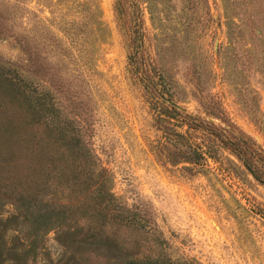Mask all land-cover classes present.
Returning <instances> with one entry per match:
<instances>
[{"label":"rangeland","instance_id":"rangeland-1","mask_svg":"<svg viewBox=\"0 0 264 264\" xmlns=\"http://www.w3.org/2000/svg\"><path fill=\"white\" fill-rule=\"evenodd\" d=\"M0 66L50 93L138 213L140 231L103 227L131 257H158L163 240L173 259L264 264V0H0ZM169 96L189 114L232 123L236 143L198 169L165 163L155 113ZM22 106L0 111V181L18 188L40 180L56 145L36 143L41 128ZM0 204L5 220L14 206ZM80 212L83 232L99 226L97 210ZM75 225L47 231L31 264H111L105 249L61 242Z\"/></svg>","mask_w":264,"mask_h":264},{"label":"trees","instance_id":"trees-1","mask_svg":"<svg viewBox=\"0 0 264 264\" xmlns=\"http://www.w3.org/2000/svg\"><path fill=\"white\" fill-rule=\"evenodd\" d=\"M151 88L154 95L164 99V89L158 91L154 85ZM165 100L169 102L170 96ZM11 102L24 105V114L41 128L34 137L37 144L53 142L56 145L41 169L42 177L34 180L35 185L18 188L0 181V203L7 198L14 206V213L5 220L0 218V264H31L44 250L43 237L47 231L71 221L76 225L71 232L61 234V242L75 249L83 245L105 249L113 259L111 264H200L191 258L173 259L163 240H160L158 257H131L126 242L108 235L103 227L115 224L126 228L133 223L140 231L142 219L117 198L111 175L106 167L98 164L79 127H71L47 90L0 66V111L4 104ZM169 104L161 106L163 112L155 113L157 129L161 132L155 155L161 156L165 163L188 162L193 169H198L204 164L205 154L218 161L219 148L236 143L232 139L236 135L233 124L224 121L222 116L219 120L223 124L218 125ZM5 126L0 122V145L8 138ZM240 150L246 152V147ZM244 164L258 177L253 163L244 159ZM82 210H97L95 217H99V226L86 224L88 229L83 232L85 225L77 223L85 216L75 218ZM10 229L16 234L7 243L5 235Z\"/></svg>","mask_w":264,"mask_h":264},{"label":"water","instance_id":"water-1","mask_svg":"<svg viewBox=\"0 0 264 264\" xmlns=\"http://www.w3.org/2000/svg\"><path fill=\"white\" fill-rule=\"evenodd\" d=\"M171 104H173L174 106H177L176 103L172 102L171 100H168Z\"/></svg>","mask_w":264,"mask_h":264}]
</instances>
